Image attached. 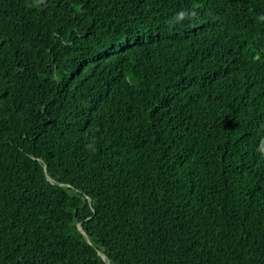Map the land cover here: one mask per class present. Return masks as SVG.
Masks as SVG:
<instances>
[{
    "label": "trees",
    "instance_id": "obj_1",
    "mask_svg": "<svg viewBox=\"0 0 264 264\" xmlns=\"http://www.w3.org/2000/svg\"><path fill=\"white\" fill-rule=\"evenodd\" d=\"M0 264H264V0H0Z\"/></svg>",
    "mask_w": 264,
    "mask_h": 264
}]
</instances>
